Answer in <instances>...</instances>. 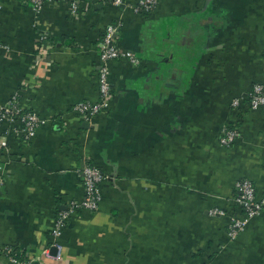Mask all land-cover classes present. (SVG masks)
<instances>
[{
	"label": "crops",
	"instance_id": "1",
	"mask_svg": "<svg viewBox=\"0 0 264 264\" xmlns=\"http://www.w3.org/2000/svg\"><path fill=\"white\" fill-rule=\"evenodd\" d=\"M79 1L72 16L66 1L36 14L0 0V105L18 92L42 120L27 143L0 127V264L3 249L31 264H264V212L234 240L227 217L208 214L240 216L242 179L264 199V110L245 102L264 91V0H158L148 15L134 14L138 0ZM117 22L139 65L110 63V108L85 122L72 107L97 100L98 45ZM232 125L239 137L220 146ZM85 163L106 177L101 202L71 217L56 251L50 230L83 198Z\"/></svg>",
	"mask_w": 264,
	"mask_h": 264
},
{
	"label": "built area",
	"instance_id": "2",
	"mask_svg": "<svg viewBox=\"0 0 264 264\" xmlns=\"http://www.w3.org/2000/svg\"><path fill=\"white\" fill-rule=\"evenodd\" d=\"M27 5L34 13L47 5H53L66 1L69 12L72 16H77L81 12V2L79 0H17ZM105 4L113 7L125 6L124 0H103ZM158 4V0H138L132 7V11L137 15L150 14ZM122 26L120 22L109 24L105 27L98 45V68L96 72L98 98L94 102L81 101L73 105L72 112L85 122L110 108L111 83L109 81L110 63L113 61H125L132 66L139 65L137 57L128 50H122L118 44V33ZM46 36L38 38L37 51L43 52ZM0 51L8 52V46L0 42ZM246 100V101H245ZM235 98L230 103V108L236 110L245 101L251 111L264 110V91L262 85L256 84L252 87L246 99ZM42 124V120L37 114L26 109L20 103L18 92L11 95L9 100L0 105V127L5 126L4 138L10 132L18 135L23 143H27L34 137L37 128ZM239 137L238 130L232 126L221 128L218 143L222 147L231 146ZM6 141H0V147L6 149ZM83 185V198L81 200H71L60 210L55 217L50 230L53 239L51 248L60 250L57 244L58 239L67 227L71 217L80 210L95 212L101 202L100 185L106 179L104 174L95 166L85 163L80 172ZM3 184L2 169L0 168V186ZM235 196L231 199L234 211L240 216L226 213L218 208L211 209L208 214L212 217H227L226 235L230 240H234L245 229L248 222L264 212V199H257L253 185L245 179L235 183ZM7 254L9 264H31V260H21L11 249H3ZM48 255V250L45 251Z\"/></svg>",
	"mask_w": 264,
	"mask_h": 264
}]
</instances>
